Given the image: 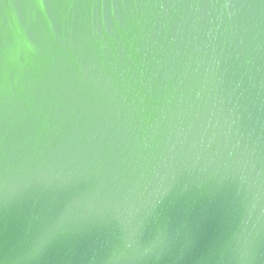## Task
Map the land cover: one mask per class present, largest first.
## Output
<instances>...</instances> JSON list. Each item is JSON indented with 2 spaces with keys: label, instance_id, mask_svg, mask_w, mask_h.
<instances>
[{
  "label": "water",
  "instance_id": "obj_1",
  "mask_svg": "<svg viewBox=\"0 0 264 264\" xmlns=\"http://www.w3.org/2000/svg\"><path fill=\"white\" fill-rule=\"evenodd\" d=\"M0 264H264V0H0Z\"/></svg>",
  "mask_w": 264,
  "mask_h": 264
}]
</instances>
